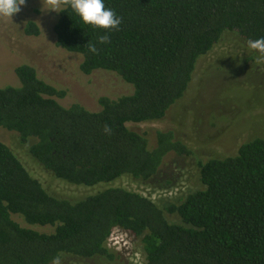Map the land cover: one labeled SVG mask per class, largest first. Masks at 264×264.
<instances>
[{"label":"trees","instance_id":"obj_1","mask_svg":"<svg viewBox=\"0 0 264 264\" xmlns=\"http://www.w3.org/2000/svg\"><path fill=\"white\" fill-rule=\"evenodd\" d=\"M45 1V0H25ZM54 32L57 46L83 57L81 71L115 72L130 95L101 97V110L62 106L65 90L36 69H15L20 86L0 87V127L19 134L31 157L56 179L74 186L111 184L122 177L147 182L170 152L190 154L173 132H158L157 147L127 124L162 120L186 96L196 66L226 34L264 37V0H104L122 22L108 32L84 25L70 0ZM25 33L39 36L29 22ZM96 44L97 54L87 43ZM260 54H264L258 50ZM105 126L111 129L104 131ZM203 188L181 204L159 207L121 187L78 200L57 197L0 141V264H55L60 259L114 258V231L142 237L147 264H264V135L237 153L200 165ZM166 213L177 215L171 223ZM53 227L51 233L23 227Z\"/></svg>","mask_w":264,"mask_h":264},{"label":"rangeland","instance_id":"obj_2","mask_svg":"<svg viewBox=\"0 0 264 264\" xmlns=\"http://www.w3.org/2000/svg\"><path fill=\"white\" fill-rule=\"evenodd\" d=\"M62 9L60 0L30 1L12 17H0V87L20 86L15 69L27 64L36 69L40 79L67 92L64 98H57L64 107L80 104L98 112L101 97L116 99L132 94L133 85L117 73L97 70L84 74L80 68L83 57L57 46L54 28ZM29 22L39 27V36L25 33ZM127 125L145 135L152 148L157 147L158 132L171 131L190 154L170 152L158 173L147 182L122 177L111 184L88 188L60 181L45 171L29 154L35 140L23 144L18 133L0 127V141L54 196L78 200L121 187L151 199L161 208L179 205L203 188L202 163L213 157L233 156L243 143L264 135V54L248 48L241 36L226 34L209 54L200 58L186 96L162 120ZM166 216L171 223H182L177 215ZM14 219L42 233L54 230L50 226H30L19 216ZM107 247L113 259L65 257L58 264H147L142 237L116 230Z\"/></svg>","mask_w":264,"mask_h":264},{"label":"clouds","instance_id":"obj_3","mask_svg":"<svg viewBox=\"0 0 264 264\" xmlns=\"http://www.w3.org/2000/svg\"><path fill=\"white\" fill-rule=\"evenodd\" d=\"M24 3L25 0H0V17H12ZM70 7L84 25L106 30V34L99 38V44L109 42L108 32L119 30L122 18L113 9L106 7L104 0H70ZM87 46L90 53H98L96 44L88 42ZM247 47L264 52V37L249 40ZM104 131L110 133L111 129L105 126Z\"/></svg>","mask_w":264,"mask_h":264}]
</instances>
